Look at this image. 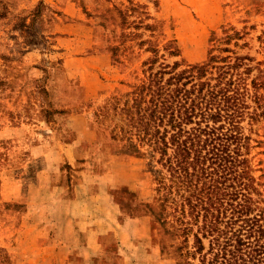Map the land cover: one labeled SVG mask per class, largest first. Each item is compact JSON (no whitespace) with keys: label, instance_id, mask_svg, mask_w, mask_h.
<instances>
[{"label":"rangeland","instance_id":"obj_1","mask_svg":"<svg viewBox=\"0 0 264 264\" xmlns=\"http://www.w3.org/2000/svg\"><path fill=\"white\" fill-rule=\"evenodd\" d=\"M211 53L249 68L237 172L264 208V0H0V264H198L121 106Z\"/></svg>","mask_w":264,"mask_h":264},{"label":"trees","instance_id":"obj_2","mask_svg":"<svg viewBox=\"0 0 264 264\" xmlns=\"http://www.w3.org/2000/svg\"><path fill=\"white\" fill-rule=\"evenodd\" d=\"M228 57L211 53L178 71L175 62L150 72L123 94L126 123L120 130L134 132L159 152L157 161L169 175L167 183L157 171L160 206L173 215L185 242L192 234L189 257L198 264H264V208L237 172L242 136L236 123L245 107L242 72L249 68L235 72L241 63ZM261 84L254 81L255 87ZM253 97L260 106L261 93ZM226 121L230 127L223 130ZM227 177L233 180L230 191L223 189Z\"/></svg>","mask_w":264,"mask_h":264}]
</instances>
